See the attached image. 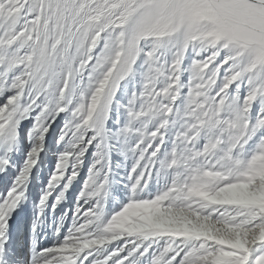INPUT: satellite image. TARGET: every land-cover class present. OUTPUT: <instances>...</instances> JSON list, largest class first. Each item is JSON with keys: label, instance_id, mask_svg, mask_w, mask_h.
<instances>
[{"label": "snow or ice", "instance_id": "6c2138e0", "mask_svg": "<svg viewBox=\"0 0 264 264\" xmlns=\"http://www.w3.org/2000/svg\"><path fill=\"white\" fill-rule=\"evenodd\" d=\"M0 181V264H264V0H0Z\"/></svg>", "mask_w": 264, "mask_h": 264}, {"label": "rangeland", "instance_id": "374dc122", "mask_svg": "<svg viewBox=\"0 0 264 264\" xmlns=\"http://www.w3.org/2000/svg\"><path fill=\"white\" fill-rule=\"evenodd\" d=\"M41 157L45 158L44 153H41ZM45 159H46V162L40 166L38 172L36 169H33L32 178L30 179L29 184H28V199H26V201L28 200L27 208L24 210L23 205L20 206V208L17 209V212L14 213V216H13V220H14L15 216L19 215V217L18 218L16 217L15 219L17 230L20 232L21 238L25 240L32 234L31 228H32V224L35 219V216H36L35 206L39 199L40 192L36 193L35 197H34V192L37 189V187H38L37 190L40 191V189L47 182V174L48 172L51 171L55 163V156L52 154L47 155ZM2 184H3L2 181H0V188H2L1 186ZM75 185H76V182L74 181L73 188L69 190L68 197L66 199L69 201H62L60 204L57 205L54 211L50 208V206L45 207L44 213L40 216L39 221L37 222V234H42L44 232H47L50 234L53 230L56 220L63 214L64 210L66 208L71 209ZM32 186L34 187V189H32Z\"/></svg>", "mask_w": 264, "mask_h": 264}, {"label": "bare ground", "instance_id": "6f19581e", "mask_svg": "<svg viewBox=\"0 0 264 264\" xmlns=\"http://www.w3.org/2000/svg\"><path fill=\"white\" fill-rule=\"evenodd\" d=\"M40 171H41V170H40ZM1 186L3 187V184H2ZM32 189H34L33 186H32ZM32 189H31V190H32ZM37 189H38V187H37ZM37 189L35 190V192L32 191V192H34V197H35L36 193L40 192V191L37 190ZM34 197H33V198H34ZM64 201H69V200H66V199H65ZM29 203H31V202H29ZM27 204H28V200L26 201V199H25V200L23 201V203H22L24 210L27 208ZM22 205H21V206H22ZM32 205H33V204H32ZM22 212H23V211H22ZM18 213H19V212H18ZM24 213H25V211H24ZM22 214H23V213H22ZM16 217L18 218L19 215L15 216V219H16ZM15 219H14L11 223L13 224L14 228L17 229V225H16V220H15Z\"/></svg>", "mask_w": 264, "mask_h": 264}]
</instances>
